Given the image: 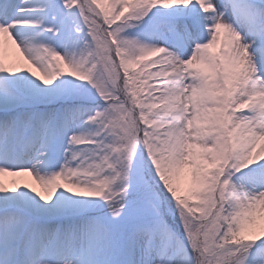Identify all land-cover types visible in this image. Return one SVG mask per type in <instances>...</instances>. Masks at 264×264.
<instances>
[{"label": "snow or ice", "instance_id": "1", "mask_svg": "<svg viewBox=\"0 0 264 264\" xmlns=\"http://www.w3.org/2000/svg\"><path fill=\"white\" fill-rule=\"evenodd\" d=\"M0 264H264V0H0Z\"/></svg>", "mask_w": 264, "mask_h": 264}, {"label": "rangeland", "instance_id": "2", "mask_svg": "<svg viewBox=\"0 0 264 264\" xmlns=\"http://www.w3.org/2000/svg\"><path fill=\"white\" fill-rule=\"evenodd\" d=\"M22 179H23V180H28V181H30V180H31V178H30V177H23Z\"/></svg>", "mask_w": 264, "mask_h": 264}]
</instances>
